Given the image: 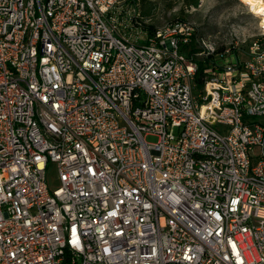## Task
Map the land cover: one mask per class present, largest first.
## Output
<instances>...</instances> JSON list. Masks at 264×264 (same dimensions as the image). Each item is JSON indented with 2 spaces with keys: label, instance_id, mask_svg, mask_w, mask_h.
Masks as SVG:
<instances>
[{
  "label": "built area",
  "instance_id": "obj_1",
  "mask_svg": "<svg viewBox=\"0 0 264 264\" xmlns=\"http://www.w3.org/2000/svg\"><path fill=\"white\" fill-rule=\"evenodd\" d=\"M128 7L0 0V264H264V25Z\"/></svg>",
  "mask_w": 264,
  "mask_h": 264
},
{
  "label": "rangeland",
  "instance_id": "obj_2",
  "mask_svg": "<svg viewBox=\"0 0 264 264\" xmlns=\"http://www.w3.org/2000/svg\"><path fill=\"white\" fill-rule=\"evenodd\" d=\"M127 5V9L135 7L142 16L144 29L187 20L198 36L213 39L218 51L234 47L241 59L246 57L248 44L260 29L258 19L250 13L251 7L242 0H127ZM145 140L156 141L157 137L146 135ZM55 177V167L49 164L47 178L51 187L56 185Z\"/></svg>",
  "mask_w": 264,
  "mask_h": 264
},
{
  "label": "bare ground",
  "instance_id": "obj_3",
  "mask_svg": "<svg viewBox=\"0 0 264 264\" xmlns=\"http://www.w3.org/2000/svg\"><path fill=\"white\" fill-rule=\"evenodd\" d=\"M251 7L250 13L258 19L260 26L264 25V0H242Z\"/></svg>",
  "mask_w": 264,
  "mask_h": 264
},
{
  "label": "trees",
  "instance_id": "obj_4",
  "mask_svg": "<svg viewBox=\"0 0 264 264\" xmlns=\"http://www.w3.org/2000/svg\"><path fill=\"white\" fill-rule=\"evenodd\" d=\"M202 69H203V65L201 64L198 69H197V73L195 76V82H196V86L197 88H201L203 85V79H202Z\"/></svg>",
  "mask_w": 264,
  "mask_h": 264
}]
</instances>
